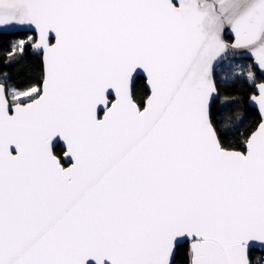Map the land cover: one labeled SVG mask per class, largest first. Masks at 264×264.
Masks as SVG:
<instances>
[{"label": "snow or ice", "instance_id": "snow-or-ice-1", "mask_svg": "<svg viewBox=\"0 0 264 264\" xmlns=\"http://www.w3.org/2000/svg\"><path fill=\"white\" fill-rule=\"evenodd\" d=\"M0 33V264H264V0H0Z\"/></svg>", "mask_w": 264, "mask_h": 264}, {"label": "trees", "instance_id": "trees-1", "mask_svg": "<svg viewBox=\"0 0 264 264\" xmlns=\"http://www.w3.org/2000/svg\"><path fill=\"white\" fill-rule=\"evenodd\" d=\"M16 37L14 36H7V35H0V49H3L5 47H7V43L8 41L15 39ZM29 62H31V58H29ZM36 71H39V66H36ZM0 72H8L10 74L15 75L17 72V69L15 67L12 66H5L3 64H0ZM243 111V109H242ZM249 119L251 118V114L249 113ZM184 258V254L183 251H181L180 253L177 254V261L178 264L180 261H182Z\"/></svg>", "mask_w": 264, "mask_h": 264}, {"label": "water", "instance_id": "water-1", "mask_svg": "<svg viewBox=\"0 0 264 264\" xmlns=\"http://www.w3.org/2000/svg\"><path fill=\"white\" fill-rule=\"evenodd\" d=\"M0 35H7V36H12L10 34H7V33H0Z\"/></svg>", "mask_w": 264, "mask_h": 264}]
</instances>
